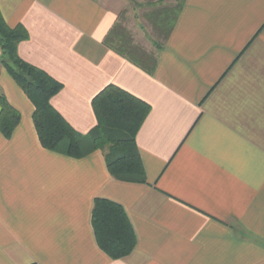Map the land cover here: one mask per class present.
<instances>
[{
  "label": "crops",
  "instance_id": "obj_1",
  "mask_svg": "<svg viewBox=\"0 0 264 264\" xmlns=\"http://www.w3.org/2000/svg\"><path fill=\"white\" fill-rule=\"evenodd\" d=\"M0 12L28 33L18 55L62 84L50 103L78 133L108 84L150 106L135 136L146 182L118 180L103 150L42 147L0 65L20 113L0 133V264H264V0H0ZM96 197L123 207L128 255L98 246Z\"/></svg>",
  "mask_w": 264,
  "mask_h": 264
},
{
  "label": "trees",
  "instance_id": "obj_2",
  "mask_svg": "<svg viewBox=\"0 0 264 264\" xmlns=\"http://www.w3.org/2000/svg\"><path fill=\"white\" fill-rule=\"evenodd\" d=\"M27 37L22 25L9 26L0 12V65L32 103V121L42 147L75 158L96 149L103 150L112 177L146 182L135 136L150 110L149 104L108 84L91 100L95 126L85 134L78 133L50 103L62 84L18 55L17 45ZM114 49L146 70L155 65L151 58L142 59L136 53L123 54ZM19 120L18 110L0 94V133L9 138ZM91 224L98 246L112 259L128 255L136 245L134 230L123 207L112 200L94 199Z\"/></svg>",
  "mask_w": 264,
  "mask_h": 264
}]
</instances>
